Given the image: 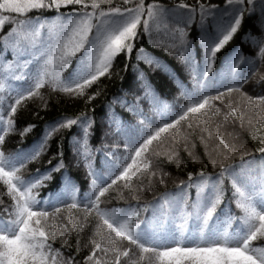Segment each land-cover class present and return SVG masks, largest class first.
I'll list each match as a JSON object with an SVG mask.
<instances>
[{"label": "snow or ice", "instance_id": "obj_1", "mask_svg": "<svg viewBox=\"0 0 264 264\" xmlns=\"http://www.w3.org/2000/svg\"><path fill=\"white\" fill-rule=\"evenodd\" d=\"M33 11L38 15H29ZM246 15L256 21L255 31L243 34V43L254 46L251 58L233 47L225 57L224 72H215L217 54L233 40ZM9 22L13 26L4 33ZM193 26L203 49L202 67L195 59L196 41L190 38ZM145 39L190 69V87L148 52ZM0 51L5 53L4 71L0 72V182L10 196L7 204L0 199V264H127L133 255L136 259L131 264H264V137L250 150L220 132L230 120L238 119L243 125L247 114L233 106V91L246 101L244 109L253 113L247 119L249 127L264 126V94L241 91L255 75L257 53L264 62V0H224L222 5H189L184 0H0ZM121 55L123 68L117 70L115 61ZM141 63L177 81L180 91L172 104L158 97ZM129 67L132 99L125 93L108 103L105 138L111 134L114 143L95 150L104 153L99 169L93 166L94 150L88 143L95 119L89 117L87 108L75 117L61 116L50 123L36 146L4 151L7 134L16 131L15 114L21 101L40 97L46 107L39 90L48 87L49 99L51 93H63L91 102L102 95L100 77L123 82L120 73H127ZM66 69L70 71L63 75ZM14 81H24L26 86H15ZM94 83L97 87L87 92ZM257 86L264 91V77L252 85ZM213 101L221 103L217 106ZM117 104L135 119L125 120L117 113ZM221 113L223 122L218 123ZM193 121L200 129L208 163L200 162L198 172H187V179L174 181L175 187L169 190L164 176L170 173H164L159 157L181 166V122L193 129ZM77 125L80 132L72 140L74 159L77 167L83 160L87 169L86 188L78 186L68 171L62 145L54 167L24 175V169L46 151L54 132ZM34 127L28 123L20 136ZM165 134L174 146L167 152L155 150L153 142L164 141ZM209 140L215 141L211 149ZM188 141L189 135L183 134L185 150L198 161ZM121 145L125 151L117 155ZM208 164L217 171H206ZM157 170L163 190L150 201L141 203L137 188L132 197L135 207L102 206L101 198L117 181L132 192L133 177L139 179L138 173L155 176ZM56 172L58 179L53 176ZM54 179L53 190L42 196L39 189ZM228 184L230 197L226 195ZM68 209L77 214L65 217L62 210ZM86 228L91 234L85 238ZM57 241L61 247L55 246ZM65 247L74 248V254L64 256ZM83 249L87 254L81 261L77 256Z\"/></svg>", "mask_w": 264, "mask_h": 264}, {"label": "trees", "instance_id": "obj_2", "mask_svg": "<svg viewBox=\"0 0 264 264\" xmlns=\"http://www.w3.org/2000/svg\"><path fill=\"white\" fill-rule=\"evenodd\" d=\"M115 3H119L120 0H114ZM146 2H150V0H146ZM159 2L169 3L171 0H159ZM175 2L179 3L180 0H175ZM185 3L189 5H196L198 2L201 3H211L222 5L224 0H184ZM63 11V9H62ZM29 15L36 16L37 12L33 11ZM43 15L51 16L52 12H45ZM198 18V17H197ZM255 18L248 19L247 15L245 20L242 23L241 29L237 34L234 35L232 41H230L224 49H222L217 54V59L214 63V71L217 73L224 72L225 66V57L228 55L230 49L233 47H239L243 49V54L249 56L251 58V53L253 52V45L249 43H243V34L249 29H253L255 31ZM13 25L11 23H6L3 32L7 33ZM199 33L196 30L195 26H193V30L190 33V38L195 39L197 44L196 52L198 54L195 55L196 61L203 66V49L199 47ZM144 47L148 50V52L159 57L164 63L168 65V67L175 73L178 81H182L185 85L191 86V71L188 67L185 66L180 60L176 58V56L166 54L162 49L157 48L153 45H149L147 40L144 41ZM5 59V53L0 51V72L4 71L2 65ZM8 60L12 59L11 53H9ZM124 57L121 55L119 59L115 61V68L117 70L123 68ZM135 63V60H133ZM144 68L145 72L148 74V78L150 79L153 88L155 89L158 97L167 104H172L174 102V98L178 96L180 89L177 86V81H174L169 77L167 73H165L161 69H151L146 64L141 63L140 65ZM70 69H66L63 75H66ZM244 71H248V66L244 67ZM255 75L252 80L245 84L241 91L246 92L248 95H259L264 94V91L261 90L259 86L253 88L252 85L254 83L258 84L262 77H264V62L260 61L259 55H256V68L254 69ZM121 76L124 77L123 82L119 79H105L104 77H100L99 88L102 90V95L96 97L91 102H86L85 99L71 97L69 98L66 94L63 93H51V99H49L50 89L48 87H44L40 89L44 100L47 101V106H44L43 101L40 97L26 98L25 101H21V104L18 105L17 113L15 114V128L16 131L10 132L6 136V141L4 144V151L10 152L15 150L16 148H32L36 146L39 141L42 139L44 132L48 129V125L53 121L59 119L61 116L75 117L81 111H84L87 108V114L89 117H94L95 124L92 129H90L91 135L88 138L89 146L94 150L93 151V166L99 169L100 165L103 164V152H97L96 149H99L102 144L112 145L114 143V138L109 134L108 138H105V133L109 131L108 129V120L105 119L106 114L109 113L108 103L113 96L116 95H124L128 94V99H132V92L129 91V86L132 84L133 75L132 68L129 67L128 72L125 73L121 71ZM15 86H26L24 81H14ZM97 85L94 83L91 88H87V92L93 91ZM139 87V85H137ZM15 94L13 93V96ZM231 100L233 106L237 107L238 111H244L247 114L245 115V120L243 125H241L240 121L237 119L235 123H232L231 120L226 124H223L220 128V132L224 134L227 139L236 143L238 145H247L251 150L258 146L259 140L264 137V126H256L252 125L249 127L247 123L248 116L253 115V113L248 112L247 109H244V103L246 102L241 96L240 93L233 91L231 93ZM14 102V101H13ZM181 103L184 101L181 99ZM215 105L219 106L220 101H213ZM117 113L122 114L125 120H133L135 117L131 116L129 113L125 111L119 104L114 106ZM144 107L147 108V103L144 104ZM94 109V112H93ZM177 109L173 108L172 111H176ZM151 114V113H150ZM6 115V113H5ZM215 119V118H213ZM223 122V114L220 115V120L218 123ZM28 123L34 124L35 127L31 129L28 133H26L23 137L20 136V130L27 126ZM194 128L189 129L187 124L181 122L180 134L182 136V140L179 146V154H180V167L177 168V164L175 161L168 162L165 156H160L159 159L163 160L164 163L161 165L164 173H170V175H165L164 179L167 181V187L169 190L175 187L174 181L178 182V179H187V172L189 171H199L200 162L208 163V157L205 155V144L201 142L200 136L201 132L198 126H195V122L193 121ZM114 127V126H113ZM216 125L213 124V131L215 130ZM255 130L256 139H253V134ZM80 132V126H73L72 129H60L57 132H54L49 138L46 145V151L42 153L41 157L38 161L31 162L25 169L24 175L31 176L35 173L36 169H39L41 173H43L46 169L54 167L58 161L59 156L57 153L60 151V146H63L65 163L69 164L68 171L72 175L74 181L78 186L83 185L85 188L86 185V167L84 165L83 160L79 167L75 164V152L72 144L73 138L76 134ZM187 133L189 135V148L194 153V155L198 158V161H193L192 158L188 155V151L185 150L183 146V134ZM206 135V134H205ZM165 140L161 141L157 144V142H153L152 147L160 152H167L173 146L174 143L172 138L165 134ZM215 141L209 140L208 147L211 149V145ZM211 143V144H210ZM116 151V149H113ZM123 146L121 145L119 150L117 151V155L124 153ZM255 157L259 158L260 153L255 152ZM51 161V164H49ZM99 161V163H97ZM155 162V161H154ZM186 165V167L184 166ZM206 171L210 173H215L217 170L213 169L210 164H208V168ZM60 173H53L55 178H59ZM137 177H133V191L129 192L127 188L123 187L122 181H117L116 185H113L111 189H109L102 199V206L105 207H125L128 204L136 206V201L132 198L134 194H136V189L140 188L139 195L141 196V203L145 201H150L153 199L155 193L162 191L163 187L159 184L160 173L157 170L155 176L150 175H142L140 173L137 174ZM44 183L48 184V187L39 189L40 194L42 196L47 195V193L53 190L55 185V179L53 181H45ZM149 184H151V189L149 190ZM192 195H195V189L190 190ZM227 196H231V185H227ZM0 199L3 200L4 204L10 202V196L7 193L6 186L0 182ZM2 207V205H0ZM233 209H235V204L233 203ZM64 216L67 217L69 215L77 214V210H62ZM141 218L144 217L145 213L141 211ZM235 226V225H234ZM90 231L86 228L84 236L85 238L90 235ZM74 243V242H73ZM83 243V241H82ZM127 243V242H125ZM56 247H61L60 242H56ZM62 252L64 256H69L74 254V248L69 250L68 248H62ZM129 252H132V249H129ZM87 254V249H83L80 254H78L77 259L82 261V256ZM122 259H125L122 257ZM136 259L133 255L128 258L127 264H131V261Z\"/></svg>", "mask_w": 264, "mask_h": 264}, {"label": "rangeland", "instance_id": "obj_3", "mask_svg": "<svg viewBox=\"0 0 264 264\" xmlns=\"http://www.w3.org/2000/svg\"><path fill=\"white\" fill-rule=\"evenodd\" d=\"M211 144V143H210ZM212 144H213V142H212ZM213 146L211 145V148H212Z\"/></svg>", "mask_w": 264, "mask_h": 264}]
</instances>
